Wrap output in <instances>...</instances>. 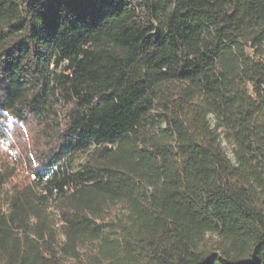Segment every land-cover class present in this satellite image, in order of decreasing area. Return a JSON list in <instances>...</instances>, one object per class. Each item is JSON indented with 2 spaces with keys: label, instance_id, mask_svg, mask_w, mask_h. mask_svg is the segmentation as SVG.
<instances>
[{
  "label": "trees",
  "instance_id": "16d2710c",
  "mask_svg": "<svg viewBox=\"0 0 264 264\" xmlns=\"http://www.w3.org/2000/svg\"><path fill=\"white\" fill-rule=\"evenodd\" d=\"M0 264H264V0H0Z\"/></svg>",
  "mask_w": 264,
  "mask_h": 264
},
{
  "label": "rangeland",
  "instance_id": "374dc122",
  "mask_svg": "<svg viewBox=\"0 0 264 264\" xmlns=\"http://www.w3.org/2000/svg\"><path fill=\"white\" fill-rule=\"evenodd\" d=\"M210 123H211L212 126H215L216 121H215V118H214L213 116H210ZM222 145H223V147H224V149H225V151H226L228 157H229L233 162H235V159H234V155H233V151H232V149H231L229 146H227V144H226V142H225L224 140H222Z\"/></svg>",
  "mask_w": 264,
  "mask_h": 264
}]
</instances>
